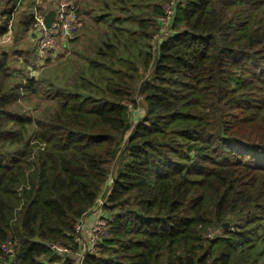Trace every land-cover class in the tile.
Listing matches in <instances>:
<instances>
[{"label": "trees", "instance_id": "1", "mask_svg": "<svg viewBox=\"0 0 264 264\" xmlns=\"http://www.w3.org/2000/svg\"><path fill=\"white\" fill-rule=\"evenodd\" d=\"M25 1L27 33L34 0H0V38ZM71 1L63 51L92 45L70 85L57 51L0 53V264H264V0ZM40 92L48 114L22 111Z\"/></svg>", "mask_w": 264, "mask_h": 264}, {"label": "rangeland", "instance_id": "2", "mask_svg": "<svg viewBox=\"0 0 264 264\" xmlns=\"http://www.w3.org/2000/svg\"><path fill=\"white\" fill-rule=\"evenodd\" d=\"M141 1V2H140ZM161 0H139L137 4V7H134V12L136 13L135 15H139V16H143L144 14H147V17H151L152 15L150 14V12L152 11L150 7L153 3H159ZM165 1V0H163ZM58 2V0H34V8H33V14L36 13H45V16L47 15L48 12L53 11L55 9L56 3ZM27 7V2H23L21 4V6L18 8V10L14 13V17L12 18L11 24L9 26V31L6 35L2 36L0 38V53L3 52H12V50H23V51H28L31 49H34V45L37 43V41L39 40V35L38 32L36 31V29L34 28V20H33V24H32V28L29 29V32H24L23 31V23L20 24V21L23 19V17L25 16V13H28L29 9L26 8ZM38 8V9H37ZM32 10V9H31ZM137 16V17H139ZM166 21V20H165ZM88 24V23H87ZM92 25V27L94 24H90ZM81 26H79L78 29H80ZM86 28V26L82 30L79 31V33L77 34L79 38L78 44L77 46L74 44H68L67 46V50L63 51V49L61 51H57L55 52L56 54L53 56L54 58L52 60H55L52 63L49 64H45V68H47L46 70L51 69V72H49L46 77L49 80L52 81H59L60 80V86L64 87L67 84H71L72 83V76H71V71L72 69H74V65H73V57H72V49H77V51H84V46H89V44L92 45V43L86 41V38H83L84 36V29ZM95 29H97V27H95ZM35 31V32H34ZM92 33L89 36L93 37V33L94 31H91ZM88 38V37H87ZM51 52L47 53V56L51 55ZM72 57V58H70ZM26 58L25 56L22 57ZM52 58V57H51ZM70 58V59H69ZM77 57H74V59H76ZM9 62H10V66L13 69H23L24 71L25 68L24 66H22L21 63H19L17 61V58L13 57L12 55L8 58ZM29 63L32 62V59L28 60ZM60 64V65H59ZM32 73V72H31ZM35 73V72H33ZM57 73V74H56ZM58 77V79H55L54 77ZM143 76V75H140ZM40 96H36V95H28L27 97V101H29V107L30 109L27 107L26 104L22 105L20 107V103H18V106L22 109V111L28 110L29 113H31L32 115H46L48 114V111L50 110V106L51 103H46L44 100V93L40 92L39 93ZM143 106V104H142ZM14 110H18L17 106H13ZM143 113L141 112L140 115H142ZM139 115V116H140ZM136 119V117H135ZM137 119H139V117H137ZM87 223V221H86ZM87 225V224H86ZM228 226V225H227Z\"/></svg>", "mask_w": 264, "mask_h": 264}, {"label": "built area", "instance_id": "3", "mask_svg": "<svg viewBox=\"0 0 264 264\" xmlns=\"http://www.w3.org/2000/svg\"><path fill=\"white\" fill-rule=\"evenodd\" d=\"M44 17L45 13L41 14L35 12L33 15L34 28L39 35V40L36 44L37 62L50 51H61L80 26V17L77 13V7L71 0H58L54 9V18L49 29L43 26ZM103 203L104 200H99L97 207L92 211L95 216L92 226L88 229V254L95 252V246L99 238L106 233V224L98 215L99 207L103 205ZM75 233L78 235L75 238V242L80 243V237L85 233L82 223L75 227ZM1 249L8 255L13 254L10 243L2 245ZM51 249L59 254L69 253V251L63 247L51 246ZM75 258L76 264H82L83 253H76Z\"/></svg>", "mask_w": 264, "mask_h": 264}, {"label": "water", "instance_id": "4", "mask_svg": "<svg viewBox=\"0 0 264 264\" xmlns=\"http://www.w3.org/2000/svg\"><path fill=\"white\" fill-rule=\"evenodd\" d=\"M53 18H54V12L53 11L48 12L47 15L44 17L43 26L46 29H49L50 28L51 23L53 21ZM223 227L224 228H227V224H224Z\"/></svg>", "mask_w": 264, "mask_h": 264}, {"label": "crops", "instance_id": "5", "mask_svg": "<svg viewBox=\"0 0 264 264\" xmlns=\"http://www.w3.org/2000/svg\"><path fill=\"white\" fill-rule=\"evenodd\" d=\"M36 44H37V43H36ZM90 223H91L90 221H87V225H88V226L90 225Z\"/></svg>", "mask_w": 264, "mask_h": 264}]
</instances>
